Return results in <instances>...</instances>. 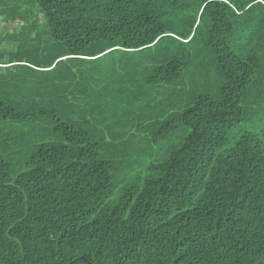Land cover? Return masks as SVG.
Instances as JSON below:
<instances>
[{"label": "trees", "instance_id": "1", "mask_svg": "<svg viewBox=\"0 0 264 264\" xmlns=\"http://www.w3.org/2000/svg\"><path fill=\"white\" fill-rule=\"evenodd\" d=\"M12 1L64 54L0 61V264H264V0ZM179 128L156 176L106 205V136Z\"/></svg>", "mask_w": 264, "mask_h": 264}, {"label": "rangeland", "instance_id": "2", "mask_svg": "<svg viewBox=\"0 0 264 264\" xmlns=\"http://www.w3.org/2000/svg\"><path fill=\"white\" fill-rule=\"evenodd\" d=\"M15 1L16 0H13L12 2L15 3ZM11 6L13 7L12 9H15L12 10L15 15L9 17V9ZM2 7L4 8L0 11V61L3 60V57L9 56L15 51H19L21 57H23L25 61L34 65L39 64L43 60H49L64 54L63 48L51 43L44 37V31L42 30L43 17L36 8H31L27 5L19 7L12 3L11 5L10 3H5V6L3 5ZM6 13L8 14L7 16ZM24 13L26 17L21 19ZM33 30L35 35L39 37L41 44L45 43L47 40V46L45 44L43 45L46 46L43 53L41 48L35 49V46L31 45L29 42L30 38L33 37ZM141 112L143 113V117L147 116L142 110ZM148 115L150 114L148 113ZM123 121H127V119ZM161 122H163L161 119L157 121V123ZM126 123L118 122L117 126L112 130L111 135H123V137H125L128 131V124ZM182 130L184 129L179 128L168 140L158 141L153 144H150L148 141V138L150 139V131L139 133V135H136L135 131H133L132 134L134 136L128 135L126 137V140L130 139V141H132L131 146L130 143L127 142L125 145H122V147H118V144H114L113 140H111L113 136H106L109 148H101L103 151L100 152V158L110 161L109 156L115 152V155L122 161V164L118 165V168L122 169L118 171L117 184L115 185L113 194L106 201V205L113 206L116 204L123 187L131 185L134 180L133 177H139L141 183L146 176H156V172H151L149 168L153 164L157 165L156 162L167 154L169 150L171 151L173 149L171 147L179 146L183 143L187 131L183 132ZM245 130H247V126L242 125L235 130V134ZM105 134H110V131ZM102 136L103 132L98 131L97 137L101 138ZM100 140L101 139L98 141ZM10 152L3 156V160L23 162L32 153L30 148L14 149ZM127 171H130L131 175L128 179L126 176Z\"/></svg>", "mask_w": 264, "mask_h": 264}, {"label": "bare ground", "instance_id": "3", "mask_svg": "<svg viewBox=\"0 0 264 264\" xmlns=\"http://www.w3.org/2000/svg\"><path fill=\"white\" fill-rule=\"evenodd\" d=\"M45 23V22H44Z\"/></svg>", "mask_w": 264, "mask_h": 264}]
</instances>
